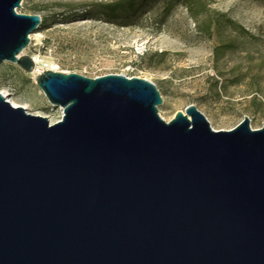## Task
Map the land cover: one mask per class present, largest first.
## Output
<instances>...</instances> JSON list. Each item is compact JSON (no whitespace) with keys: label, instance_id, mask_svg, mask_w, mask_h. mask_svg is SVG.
<instances>
[{"label":"water","instance_id":"water-1","mask_svg":"<svg viewBox=\"0 0 264 264\" xmlns=\"http://www.w3.org/2000/svg\"><path fill=\"white\" fill-rule=\"evenodd\" d=\"M0 0V65L25 73L41 27ZM62 120L0 94V264H264V125L171 122L157 87L123 75L36 78Z\"/></svg>","mask_w":264,"mask_h":264},{"label":"rangeland","instance_id":"rangeland-1","mask_svg":"<svg viewBox=\"0 0 264 264\" xmlns=\"http://www.w3.org/2000/svg\"><path fill=\"white\" fill-rule=\"evenodd\" d=\"M116 1L24 0L20 14L47 21L32 36L25 55L40 58L63 74L149 81L161 94L159 114L168 123L194 105L215 131L233 130L245 117L252 130L262 129L264 0H199L194 4L196 19L182 4L162 26L164 0L152 1L146 13L128 25L89 15L96 13L94 6ZM227 19L258 41L243 40L225 24ZM37 77L16 64L3 63L0 94L54 125L62 120L63 110L49 104Z\"/></svg>","mask_w":264,"mask_h":264},{"label":"trees","instance_id":"trees-1","mask_svg":"<svg viewBox=\"0 0 264 264\" xmlns=\"http://www.w3.org/2000/svg\"><path fill=\"white\" fill-rule=\"evenodd\" d=\"M154 0H118L113 3L99 4L94 6L96 13L89 14L90 16H99L108 22L118 23L120 25H128L131 21L138 19L142 14L146 13L147 7ZM164 7L160 16V26L164 25L167 19L171 16L173 11L182 4H185L192 17L196 19L194 13V4L199 0H164ZM225 17V16H223ZM47 21L42 19L41 28L46 25ZM225 24L232 27L243 40L249 43L258 41L254 35L243 30L232 20L227 19ZM245 45V43H244Z\"/></svg>","mask_w":264,"mask_h":264},{"label":"bare ground","instance_id":"bare-ground-1","mask_svg":"<svg viewBox=\"0 0 264 264\" xmlns=\"http://www.w3.org/2000/svg\"><path fill=\"white\" fill-rule=\"evenodd\" d=\"M38 36V35H37ZM33 38V37H31ZM34 60V63L36 65V68L34 70V72L32 73V75H35V76H39L40 74H42V72L40 71V69H43V71H57L59 72V68L54 66V65H50V64H47L46 62H44L43 60H41L40 58H33ZM6 96V95H5ZM10 104L15 108H23L25 110L26 107L23 106L21 103L19 102H16V101H10Z\"/></svg>","mask_w":264,"mask_h":264}]
</instances>
